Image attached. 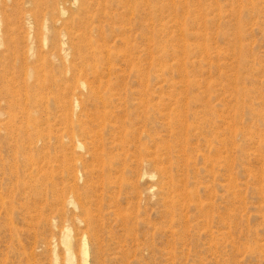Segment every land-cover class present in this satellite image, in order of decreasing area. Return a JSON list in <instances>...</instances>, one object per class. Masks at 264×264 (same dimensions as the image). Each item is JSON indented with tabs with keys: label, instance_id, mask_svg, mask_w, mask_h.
Instances as JSON below:
<instances>
[{
	"label": "rangeland",
	"instance_id": "374dc122",
	"mask_svg": "<svg viewBox=\"0 0 264 264\" xmlns=\"http://www.w3.org/2000/svg\"><path fill=\"white\" fill-rule=\"evenodd\" d=\"M83 238L264 264V0H0V264Z\"/></svg>",
	"mask_w": 264,
	"mask_h": 264
},
{
	"label": "bare ground",
	"instance_id": "6f19581e",
	"mask_svg": "<svg viewBox=\"0 0 264 264\" xmlns=\"http://www.w3.org/2000/svg\"><path fill=\"white\" fill-rule=\"evenodd\" d=\"M69 238H70V236H69V234L67 233L66 235H65V241L68 243L69 242ZM83 246H82V250H83V253H84V261H83V264H88V261H89V259H88V253H89V249H88V247H87V245H86V240H85V238H83Z\"/></svg>",
	"mask_w": 264,
	"mask_h": 264
}]
</instances>
